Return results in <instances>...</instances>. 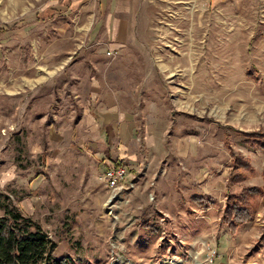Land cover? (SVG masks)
Segmentation results:
<instances>
[{
  "label": "rangeland",
  "instance_id": "obj_1",
  "mask_svg": "<svg viewBox=\"0 0 264 264\" xmlns=\"http://www.w3.org/2000/svg\"><path fill=\"white\" fill-rule=\"evenodd\" d=\"M241 131L264 141V0H0V215L65 264H264V205L218 222L264 182ZM233 154L252 172L228 184Z\"/></svg>",
  "mask_w": 264,
  "mask_h": 264
},
{
  "label": "trees",
  "instance_id": "obj_2",
  "mask_svg": "<svg viewBox=\"0 0 264 264\" xmlns=\"http://www.w3.org/2000/svg\"><path fill=\"white\" fill-rule=\"evenodd\" d=\"M240 134L245 136V141L249 144L264 148V141L259 140L262 134L243 131ZM229 165L231 171L228 184L239 182L252 172L248 160L239 154L232 155ZM262 172L264 173V166ZM189 200L203 210L214 203L212 198L201 194H192ZM261 205H264V182L262 186L252 185L237 192L226 193L218 222L224 224L227 231L233 234L239 225L254 217ZM139 224L144 229L157 230L156 224L148 223L147 219H141ZM55 247V242L30 217L22 216L15 209H6L0 215V264H65V258L52 255Z\"/></svg>",
  "mask_w": 264,
  "mask_h": 264
},
{
  "label": "built area",
  "instance_id": "obj_3",
  "mask_svg": "<svg viewBox=\"0 0 264 264\" xmlns=\"http://www.w3.org/2000/svg\"><path fill=\"white\" fill-rule=\"evenodd\" d=\"M115 165L106 167L104 169L103 176L111 187L120 189L122 188L120 180L123 178V170L119 164ZM118 192L120 191L118 190Z\"/></svg>",
  "mask_w": 264,
  "mask_h": 264
},
{
  "label": "crops",
  "instance_id": "obj_4",
  "mask_svg": "<svg viewBox=\"0 0 264 264\" xmlns=\"http://www.w3.org/2000/svg\"><path fill=\"white\" fill-rule=\"evenodd\" d=\"M114 104H115V103H111V104H110V105H111L110 107H111V108H112V107L115 108L116 105H114ZM111 112H113L112 109H111ZM111 112H107V113L113 115V113H111ZM115 113H116V112H115ZM104 114H105V113H104ZM106 116H107V115H106ZM107 117H108V116H107ZM109 117H111V116H109ZM114 118H115V117H114ZM122 128H123V127H122ZM107 159H108V158H107ZM115 160H116V159H115ZM105 162H106V161H105ZM106 163H107V162H106ZM117 163H119V162H118V161H115V164H117ZM107 165H108V164H106V165H105L104 163L102 164L103 167H105V166H107ZM104 169H105V168H104Z\"/></svg>",
  "mask_w": 264,
  "mask_h": 264
},
{
  "label": "bare ground",
  "instance_id": "obj_5",
  "mask_svg": "<svg viewBox=\"0 0 264 264\" xmlns=\"http://www.w3.org/2000/svg\"><path fill=\"white\" fill-rule=\"evenodd\" d=\"M173 263V262H172ZM196 264H200L198 261L195 262Z\"/></svg>",
  "mask_w": 264,
  "mask_h": 264
}]
</instances>
